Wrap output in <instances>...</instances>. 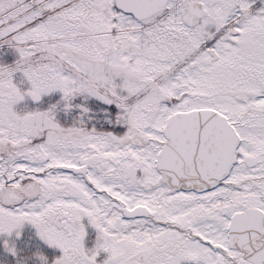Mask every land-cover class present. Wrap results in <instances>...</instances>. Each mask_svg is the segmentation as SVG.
Segmentation results:
<instances>
[{
	"label": "snow or ice",
	"instance_id": "obj_1",
	"mask_svg": "<svg viewBox=\"0 0 264 264\" xmlns=\"http://www.w3.org/2000/svg\"><path fill=\"white\" fill-rule=\"evenodd\" d=\"M0 264H264V0H0Z\"/></svg>",
	"mask_w": 264,
	"mask_h": 264
}]
</instances>
